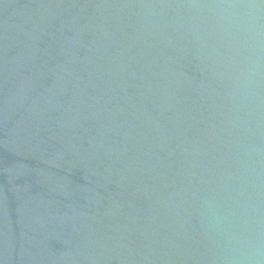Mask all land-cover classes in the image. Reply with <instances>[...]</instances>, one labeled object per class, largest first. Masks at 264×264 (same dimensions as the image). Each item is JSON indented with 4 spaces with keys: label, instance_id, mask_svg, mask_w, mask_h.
<instances>
[{
    "label": "water",
    "instance_id": "95a60500",
    "mask_svg": "<svg viewBox=\"0 0 264 264\" xmlns=\"http://www.w3.org/2000/svg\"><path fill=\"white\" fill-rule=\"evenodd\" d=\"M0 264H264V0H0Z\"/></svg>",
    "mask_w": 264,
    "mask_h": 264
}]
</instances>
